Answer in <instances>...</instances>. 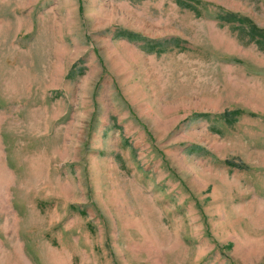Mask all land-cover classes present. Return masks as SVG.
I'll use <instances>...</instances> for the list:
<instances>
[{
    "label": "rangeland",
    "instance_id": "1",
    "mask_svg": "<svg viewBox=\"0 0 264 264\" xmlns=\"http://www.w3.org/2000/svg\"><path fill=\"white\" fill-rule=\"evenodd\" d=\"M179 1L0 0V264H264V0Z\"/></svg>",
    "mask_w": 264,
    "mask_h": 264
},
{
    "label": "trees",
    "instance_id": "2",
    "mask_svg": "<svg viewBox=\"0 0 264 264\" xmlns=\"http://www.w3.org/2000/svg\"><path fill=\"white\" fill-rule=\"evenodd\" d=\"M187 2H192L195 5H198V1H194V0H182V2L179 1V4L185 6L186 8L190 9L191 7L188 6ZM216 19L220 22H222L223 24H232V23H238L239 25H247L249 34H250V38L254 39L257 38L258 40V44H263V40H264V36L261 34V32H259L252 24L251 22H249L246 19H242L237 17L235 14L232 13H225L222 15H217ZM117 37H124L127 41L132 42V41H141L142 39H140L137 35L134 34H130V33H117L116 35ZM176 45L178 44V41L174 42ZM153 48L150 47L149 50H152ZM237 115V113H230L229 116L231 118H234Z\"/></svg>",
    "mask_w": 264,
    "mask_h": 264
}]
</instances>
